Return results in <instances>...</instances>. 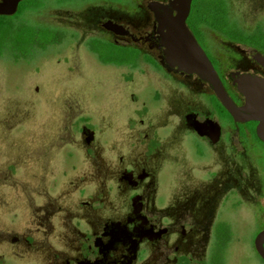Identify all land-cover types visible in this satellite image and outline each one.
Returning <instances> with one entry per match:
<instances>
[{
    "label": "flooded vegetation",
    "instance_id": "1",
    "mask_svg": "<svg viewBox=\"0 0 264 264\" xmlns=\"http://www.w3.org/2000/svg\"><path fill=\"white\" fill-rule=\"evenodd\" d=\"M171 2L21 0L15 14L0 16L4 26L31 32L26 44L11 48L8 42L6 54L16 61H37L75 45V62L56 57V64L66 63L67 85L89 86V76L99 81L123 72L131 75L128 86H159L152 104L173 87L188 106L178 116L179 133L197 160L184 167L177 150L164 153L150 145L145 151L152 153L138 162L114 155L105 167L101 151H89L93 131L81 126L86 147L75 178L67 183L51 173L42 182L32 179L29 189L5 186L10 199L21 189L11 203L25 204L27 214L6 228L17 236H0L1 264H264V142L258 123L235 121L195 74L169 68L157 32ZM186 26L227 96L242 107L235 76L264 79V0H191ZM114 81L106 86H116ZM69 102L76 107L79 97L71 95ZM73 192L80 200L61 208L57 203Z\"/></svg>",
    "mask_w": 264,
    "mask_h": 264
},
{
    "label": "rangeland",
    "instance_id": "2",
    "mask_svg": "<svg viewBox=\"0 0 264 264\" xmlns=\"http://www.w3.org/2000/svg\"><path fill=\"white\" fill-rule=\"evenodd\" d=\"M30 36L29 30L18 31L15 25L0 27V55L3 53L0 56L1 237L17 236L19 232L15 234L8 230L21 220L22 212L27 214L25 204L17 203L15 207L12 205L15 203H11L21 194V189L15 188L19 194L10 195V199L5 186L27 184L29 189L32 179L42 182L49 179L51 173L67 183L70 178H75L76 167L82 164L80 153L86 147L79 134L80 127L85 124L94 136L93 150L89 151H101L105 167H111L114 155L122 156L124 163L138 162L144 154L152 153L153 150L145 151L150 145L163 149L164 153L169 148L177 150L181 153L178 161L184 167L196 164L193 151L183 142L178 128V116L187 114V102L183 104L179 100L181 97L173 87H169L170 91L164 93L163 99L159 94L155 95L156 103L152 104L153 88L159 86H128L126 79L131 75L123 72L99 81L89 76V86L67 85L66 63L56 64V57L64 56L66 62H75L78 55L75 45L67 44L61 53H46L32 62L16 61L9 51L6 54L10 49L9 41L11 48H15L17 44H26ZM55 75L58 80L53 79ZM112 80L116 86H106ZM71 95L79 97L76 107L69 102ZM69 106L75 107L74 112H68ZM157 131H162V135L151 140L150 136ZM54 132L57 136H53ZM22 179H26L25 182ZM76 200H80L79 195L73 192L57 204L64 209L66 203ZM1 254L0 251V264L4 258Z\"/></svg>",
    "mask_w": 264,
    "mask_h": 264
},
{
    "label": "water",
    "instance_id": "3",
    "mask_svg": "<svg viewBox=\"0 0 264 264\" xmlns=\"http://www.w3.org/2000/svg\"><path fill=\"white\" fill-rule=\"evenodd\" d=\"M21 0H4L0 3V16L13 15ZM191 0H172L170 10L158 18L166 62L170 69L185 74H195L211 88L227 112L238 122L258 123L257 135L264 142V79L251 76H235L234 87L240 92L245 104L237 107L224 91L212 64L198 46L186 26ZM175 11L176 15L171 12ZM264 240V232L259 236Z\"/></svg>",
    "mask_w": 264,
    "mask_h": 264
},
{
    "label": "trees",
    "instance_id": "4",
    "mask_svg": "<svg viewBox=\"0 0 264 264\" xmlns=\"http://www.w3.org/2000/svg\"><path fill=\"white\" fill-rule=\"evenodd\" d=\"M5 24L0 21V27L4 26ZM7 27H10L7 25Z\"/></svg>",
    "mask_w": 264,
    "mask_h": 264
}]
</instances>
